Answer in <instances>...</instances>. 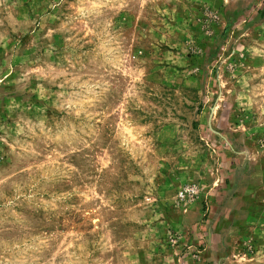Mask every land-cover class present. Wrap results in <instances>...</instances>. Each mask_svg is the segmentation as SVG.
Wrapping results in <instances>:
<instances>
[{
	"label": "rangeland",
	"instance_id": "1",
	"mask_svg": "<svg viewBox=\"0 0 264 264\" xmlns=\"http://www.w3.org/2000/svg\"><path fill=\"white\" fill-rule=\"evenodd\" d=\"M0 264H264V0H0Z\"/></svg>",
	"mask_w": 264,
	"mask_h": 264
}]
</instances>
